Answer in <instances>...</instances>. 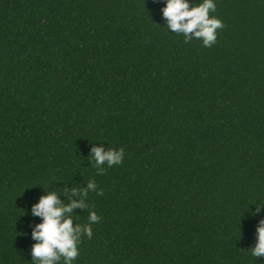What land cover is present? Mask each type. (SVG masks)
Returning a JSON list of instances; mask_svg holds the SVG:
<instances>
[{
	"label": "trees",
	"instance_id": "16d2710c",
	"mask_svg": "<svg viewBox=\"0 0 264 264\" xmlns=\"http://www.w3.org/2000/svg\"><path fill=\"white\" fill-rule=\"evenodd\" d=\"M163 3L0 0V264H33L31 205L88 180L73 264H264V0H214L209 46Z\"/></svg>",
	"mask_w": 264,
	"mask_h": 264
},
{
	"label": "clouds",
	"instance_id": "9594fccd",
	"mask_svg": "<svg viewBox=\"0 0 264 264\" xmlns=\"http://www.w3.org/2000/svg\"><path fill=\"white\" fill-rule=\"evenodd\" d=\"M214 9V0H164L161 15L165 19L164 24L171 31L183 34L186 41L199 39L204 46H209L215 41L216 29L222 27L218 17L209 15ZM90 155L98 172H103L101 165L121 162L123 150L97 144L91 147ZM95 188L93 180H88L86 188L73 187L70 191L78 198L69 199L66 203L60 200L57 192L46 191L31 205L32 214L41 218L31 230L33 264H60L61 261L62 264H73L78 256L77 245L81 235L91 236V225L99 219L95 210L89 207L87 222L73 224V209L77 206L85 208V197ZM255 231V241L248 248L253 257L264 256V217L257 223Z\"/></svg>",
	"mask_w": 264,
	"mask_h": 264
}]
</instances>
